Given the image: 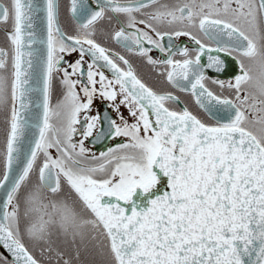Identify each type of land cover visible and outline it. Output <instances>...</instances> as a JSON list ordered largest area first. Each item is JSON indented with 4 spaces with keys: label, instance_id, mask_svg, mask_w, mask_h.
Wrapping results in <instances>:
<instances>
[{
    "label": "snow or ice",
    "instance_id": "1",
    "mask_svg": "<svg viewBox=\"0 0 264 264\" xmlns=\"http://www.w3.org/2000/svg\"><path fill=\"white\" fill-rule=\"evenodd\" d=\"M0 34V264H264V0H0Z\"/></svg>",
    "mask_w": 264,
    "mask_h": 264
},
{
    "label": "flooded vegetation",
    "instance_id": "2",
    "mask_svg": "<svg viewBox=\"0 0 264 264\" xmlns=\"http://www.w3.org/2000/svg\"><path fill=\"white\" fill-rule=\"evenodd\" d=\"M167 2L171 3V2H173V0H167ZM100 27L102 30H107L108 28L111 27V25H109L107 22H103ZM2 39H3V36H2V34H0V40H2ZM181 39L183 40L185 38H181ZM107 46L113 48L116 51H121L123 54V49H121L119 47V45L115 44L114 42L108 43ZM153 55L155 56V55H157V53H153ZM129 58L131 59L133 65L137 68L138 73L145 80V82L149 83L153 87L158 86L155 74L148 66H146L137 57L130 56ZM71 59H73V60L76 59V56L73 55V57H71ZM97 108H100V109L103 108V105L100 104L99 101H97L96 104L94 105L93 114H95V110ZM125 115H127L126 112H125ZM0 127H2V125H0ZM112 143H115V141H113ZM86 146L89 148H92L93 151L103 150V145H97L95 148L92 146V144H86ZM0 251H1V249H0ZM98 260H99V258L97 256H95L94 253L82 252L81 256L79 258L78 264H96V262H98Z\"/></svg>",
    "mask_w": 264,
    "mask_h": 264
},
{
    "label": "water",
    "instance_id": "3",
    "mask_svg": "<svg viewBox=\"0 0 264 264\" xmlns=\"http://www.w3.org/2000/svg\"><path fill=\"white\" fill-rule=\"evenodd\" d=\"M1 251H2V249H1Z\"/></svg>",
    "mask_w": 264,
    "mask_h": 264
}]
</instances>
